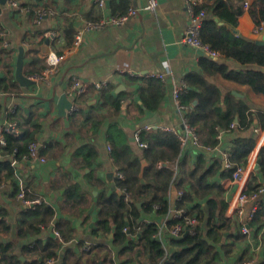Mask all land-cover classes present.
I'll return each mask as SVG.
<instances>
[{"label":"crops","instance_id":"obj_1","mask_svg":"<svg viewBox=\"0 0 264 264\" xmlns=\"http://www.w3.org/2000/svg\"><path fill=\"white\" fill-rule=\"evenodd\" d=\"M102 1L103 8L98 7L97 2L87 0H6L4 4L0 3V78L5 75L1 61L8 58L11 59L14 76L17 46L20 45L26 48L24 76H36L51 67L56 49L63 44L60 24L65 18L72 21L75 33L87 24H96L94 21L100 17L99 21H105L102 27L84 32L80 44L75 45L73 41V46L62 53L64 60L47 83L22 88L16 82L15 88L0 93V126L4 117L14 111L21 124L29 117L37 121L40 125L38 143L42 149L38 156L45 160L44 163L37 160L14 163V176L10 180H5L0 174V216L6 214L1 220L10 228L8 233L1 230L0 242L13 243L6 254L7 262L0 257V264H9L13 257L20 263H26L30 256L25 248L32 249L35 241L56 239L53 232L59 234L56 240L62 244L57 259L52 260L53 264H94V259L86 255V246L102 247L94 249L99 264H119V248L112 245L111 236L95 233L99 196L117 191L114 184L117 179L113 176L116 168L109 156L105 133L109 126L116 125L133 146V135L143 126L158 129L175 126L181 129L172 102L173 86L182 85V79L189 73H201L198 67L201 56L193 48L179 43L188 22L186 0H157L158 5L153 12L143 9L147 0ZM252 1L244 0L247 4ZM9 2L15 3V7H11ZM131 10L136 14L129 16L124 24L108 23L109 18L126 15ZM39 15L42 18L37 24ZM229 28L239 38L264 45V28L257 34L253 33L255 27L249 9H243ZM50 32L58 34L56 43L47 37ZM11 47L13 49L8 50ZM225 63L230 69L238 68L229 61ZM157 73L167 74L164 82L156 79L163 84L164 96L156 110L147 111L139 97L140 89L145 88L141 80ZM74 81H78L85 92L77 100V109L60 117L58 99L65 94L70 100L68 92ZM102 81H107V88L95 90L93 84ZM233 94L241 97L236 92ZM251 98L252 108L264 112V96L252 93ZM112 99L120 100L118 111L111 107ZM255 129L250 134L255 140V148L245 166L250 169V174L258 171L253 168L257 161L255 150L264 146V129ZM240 135L244 136L236 131L220 134L219 143L211 154H202L194 149L183 154L179 152L174 161L176 170L179 161H185L184 169H187L197 155L205 157L207 167L218 160L224 169L223 154L229 152L234 139ZM84 147L91 148L92 154L96 151L97 155L84 157L85 152L81 153ZM253 160L251 167L249 163ZM212 181L221 183L218 175ZM261 182L264 181L259 179L257 184ZM72 185L79 187L78 197L67 200L65 193ZM222 185V198L229 205L236 193L235 185L229 181L222 182ZM17 188L25 190L27 200L40 198L42 204L51 207L55 213L52 224L40 228L37 235L16 238L17 219L24 211L14 196ZM194 203L201 208L205 205L204 201L197 199ZM260 203H264V195L259 198ZM252 205L247 203L244 209L248 211ZM154 218V214H149L141 221L150 222ZM228 219L231 220L233 235L237 236V215ZM227 243L230 251L221 255V264H260L264 261V224L250 228L242 240L231 239Z\"/></svg>","mask_w":264,"mask_h":264},{"label":"trees","instance_id":"obj_2","mask_svg":"<svg viewBox=\"0 0 264 264\" xmlns=\"http://www.w3.org/2000/svg\"><path fill=\"white\" fill-rule=\"evenodd\" d=\"M244 4V0H201L195 7L196 12L204 10L206 13L199 33L200 40L220 57L213 60L201 56L198 63L201 73L185 75L179 95L180 103L189 108L184 114L185 121L194 128L199 140L201 138V146L215 148L222 133L236 131L244 134L234 139L227 153V168L221 169V162L218 160L207 167L205 157L197 155L194 163L187 169H184L185 161H179L176 173L170 166L156 169L158 161L172 163L178 157L180 147L174 136L166 132L150 134L140 130L139 138L147 144V148L141 150L134 144L130 146L126 134L116 125L109 126L105 133L109 156L116 171L123 175V179L114 180V184L125 188L130 199L125 203L123 196L116 190L101 193L97 203L95 233L103 237L111 236L112 245L119 248V264H221V255L230 251L227 241H240L244 237L240 232L237 236L233 235L231 220L225 217L228 204L222 198V182L229 181L231 174L239 166L245 167L248 157L254 151L255 140L250 136L251 132L259 127L264 129V112L252 108L251 98L252 93L264 96V45L239 38L229 28L242 14ZM248 9L254 27L264 28V0H253ZM100 19L101 17L94 23H98ZM219 21L223 24H219ZM60 29L63 44L56 49L57 55L73 46L75 35L72 21L67 18L60 24ZM227 61L238 68L230 69L225 63ZM1 64L5 75L0 78V93H7L10 88H15L16 81L11 59L3 60ZM141 82L145 84V88L140 89L139 97L147 111H154L162 102L163 84L153 78H144ZM233 92L241 97L235 96ZM110 105L114 111H118L120 100L112 99ZM4 121L15 123L18 130V136L8 131L1 133L5 144L0 147V174H3L5 180H10L14 176V163L25 160L31 143L37 144L38 155L42 150L38 143L40 125L31 117L21 124L15 111L8 113ZM231 125H234L233 129L230 128ZM91 151V148L84 147L81 153L85 152L84 157L88 158L97 155L96 151L94 154ZM256 159L259 169L250 175L246 185L247 193L257 188L259 179L264 181V146L259 149ZM142 161H146L147 165L140 178ZM85 162L89 165L88 161ZM217 175L221 183L212 181ZM21 190L26 199L24 189L17 188L14 196ZM176 191L183 193L179 204L173 200ZM78 193L79 187L72 185L66 190L65 198H77ZM196 199L205 202L203 208L194 203ZM138 204H141L140 208L137 207ZM172 205L184 207L185 217H195L198 224L188 227L191 233L171 241L173 250L169 258L165 259L163 248L154 239L155 225L142 222L141 218L153 213L158 217L166 215ZM5 216L6 214L0 216V233L10 232V228L1 220ZM54 216L53 209L46 204H41L35 210L22 211L17 219L16 238L39 234L40 228L44 229L52 224ZM262 217L264 218V203H258L249 228L264 224ZM167 224L183 225L184 221L172 220ZM61 245L56 239L35 241L32 249L25 248L30 256L26 263H20L13 257L9 264H46L48 260L57 259ZM12 246L13 243L0 242V257L5 262L6 254ZM101 248L95 246L86 252L87 256L94 259V264L100 263L94 255V249ZM260 264H264V261Z\"/></svg>","mask_w":264,"mask_h":264},{"label":"built area","instance_id":"obj_3","mask_svg":"<svg viewBox=\"0 0 264 264\" xmlns=\"http://www.w3.org/2000/svg\"><path fill=\"white\" fill-rule=\"evenodd\" d=\"M89 2H97L98 7L103 8L104 3L102 0H87ZM201 3V0H186V10L188 14V22L186 27L184 28L182 35L180 37L179 43L186 45L187 47L193 48L194 50H200L204 56H207L213 60L218 59L220 56L218 53L210 51L207 45H204L200 40V29L203 24V21L206 18V13L204 10L199 12L195 11V7ZM11 7H15V3L9 2ZM157 0H147L146 9L150 12L155 11L157 8ZM244 9L249 8V4L245 3L243 6ZM136 14L135 10H131L126 15H122L119 17H111L108 20V23L111 25H122L124 24L129 16H134ZM42 15H39L36 19V23L39 24L41 21ZM104 20L99 21L96 24H87L85 28L76 31L74 36V44L78 45L81 42L82 35L84 32L98 29L103 26ZM262 27H255L253 30L254 34H257ZM51 42L56 43L58 41V34L55 32L48 33L47 36ZM56 41V42H55ZM64 55H57L54 57L53 64L51 67L46 68L41 74L30 77L31 80L36 83L45 84L48 82L49 78L53 76L56 72L55 68L64 60ZM166 73H157L151 75V78L158 79L162 82L166 80ZM108 86L107 81H102L99 83H94L93 87L95 90L101 91L106 89ZM182 85L173 86L172 89V102L175 108V111L179 118L180 130L176 129L175 126L170 127H162L158 129L153 126H143L141 129L137 130L133 135V141L137 148L144 150L147 148V144L142 142L139 138L140 130L148 132V133H157V132H166L175 137L180 147V154H183L186 150L194 149L195 151H200L202 154H211L215 151L216 148L201 146L199 136L196 134L194 128L190 127L184 118V114L188 111V107L182 105L179 101V95L182 90ZM85 92L84 87L78 82L74 81L70 91L68 92L69 101L71 103V107L69 112L75 111L77 109V100L80 95ZM231 129L234 128V125L230 126ZM3 131H8L18 136V130L16 128L15 123L4 121L0 126V147L4 146V141L2 139L1 133ZM256 132L259 129H255ZM220 138V137H219ZM109 150V146H107ZM224 158V168H227V153L223 154ZM25 160H37L39 163H44L45 160L42 157H39L37 154V144L31 143L28 148V155L25 157ZM254 160L249 163L251 167L253 166ZM164 166H170L172 170L176 173V162H168V161H158L155 165L156 169H160ZM250 169H246V167L239 166L236 170L231 174L229 182L235 185V196L231 200L226 210V218L229 216H233L234 214L238 217V225L239 232L246 236L249 233V222L253 219L256 210L258 208L259 198L264 195V182L258 184L257 188L251 193L246 192V185L249 181L250 177ZM114 179L121 180L123 179L122 173L115 171L113 173ZM117 191L120 195L123 196L124 202L128 203L130 196L125 188L117 187ZM173 200L176 204L180 203L182 199L183 193L181 191H176L173 194ZM169 196V195H168ZM16 199L20 202L21 208L23 210H35L38 206H40L43 201L40 198L27 200L24 197V192L21 190L20 193L16 195ZM169 200V198H168ZM247 203H253L248 211L244 209V205ZM186 209L184 207H176V205H172L170 210L166 215L158 217L154 214L155 218L147 222L149 224H153L156 227V234L154 235V239L158 241L165 252V259H168L170 256V252L173 250L171 246L172 240H179L183 237V235L187 233H191L188 227H193L198 224L195 217L187 218L185 217ZM172 220H183L184 224H176L173 226H169L168 221ZM123 232H126V229H123ZM53 235L56 239H59V234L57 232H53ZM91 249L90 246H86L84 248L85 251H89ZM47 264H53L52 260H48Z\"/></svg>","mask_w":264,"mask_h":264},{"label":"water","instance_id":"obj_4","mask_svg":"<svg viewBox=\"0 0 264 264\" xmlns=\"http://www.w3.org/2000/svg\"><path fill=\"white\" fill-rule=\"evenodd\" d=\"M6 0H0L1 4H4ZM147 7V1L144 2L143 4V9L147 11L146 9ZM258 44H262L261 42H257ZM13 49V47L8 48V50ZM26 48L22 45L17 46V58L15 61V72H14V79L15 81L19 84L20 87L22 88H28L30 86L36 85V82L31 80L29 77H26L23 75V59H24V54H25ZM198 55L200 56H204V54L200 51L197 50ZM235 94V93H234ZM237 95V94H235ZM71 107V103L70 101L67 99L66 95L63 94L59 97L58 102H57V109H58V116L60 117H64L66 115V112L70 110ZM259 147L256 148L255 150V155H257V152L259 151ZM147 163L146 161H142L141 162V167H140V172H139V177L142 178L143 175V170L146 167ZM224 168V166H223ZM254 170H258L259 169V163L258 161L255 162L254 164ZM140 204L137 205L138 208H140ZM94 206L91 207V209Z\"/></svg>","mask_w":264,"mask_h":264},{"label":"rangeland","instance_id":"obj_5","mask_svg":"<svg viewBox=\"0 0 264 264\" xmlns=\"http://www.w3.org/2000/svg\"><path fill=\"white\" fill-rule=\"evenodd\" d=\"M31 77H33V76H31ZM30 78V77H29ZM37 84V83H36Z\"/></svg>","mask_w":264,"mask_h":264}]
</instances>
